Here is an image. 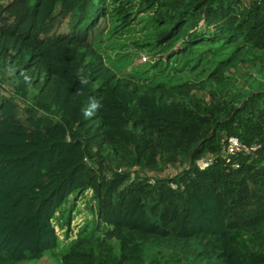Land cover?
<instances>
[{"label":"trees","instance_id":"trees-1","mask_svg":"<svg viewBox=\"0 0 264 264\" xmlns=\"http://www.w3.org/2000/svg\"><path fill=\"white\" fill-rule=\"evenodd\" d=\"M142 3L176 74L106 62L90 35L112 0L0 14V264H264V0ZM231 136L259 148L228 155ZM71 195L90 219L63 244Z\"/></svg>","mask_w":264,"mask_h":264},{"label":"rangeland","instance_id":"rangeland-1","mask_svg":"<svg viewBox=\"0 0 264 264\" xmlns=\"http://www.w3.org/2000/svg\"><path fill=\"white\" fill-rule=\"evenodd\" d=\"M12 2L13 0H0V14L2 16H9L11 10L6 7ZM124 2H127V5L118 12L117 8ZM144 6L142 0H112V8L109 9V14L91 32L90 41H97L95 45H99L98 49L106 62L123 76L130 75L128 73L144 72L145 76L159 79L161 75L176 74L173 65L171 67L166 66L167 64H176V59H165L162 46L156 47L148 44L147 35L150 34V25ZM146 18L147 21L144 22ZM125 20H129V22H125ZM67 22L68 19L66 18H57L51 33L67 32L69 28ZM193 64L194 61L188 62L183 71H188L186 74H189ZM12 74V71L0 73V96L11 94L14 80ZM263 80L264 75L259 78V81ZM180 166L177 167L180 169ZM87 196H91V192H88ZM86 201L85 195L78 198L74 195L70 196L66 207L76 204L71 227H68L66 223L61 226L60 221L57 222L55 219L56 230L63 244L71 240L85 221L90 219L89 209L85 206ZM25 264H57V261L51 256H46L37 262L29 261Z\"/></svg>","mask_w":264,"mask_h":264},{"label":"built area","instance_id":"built-area-1","mask_svg":"<svg viewBox=\"0 0 264 264\" xmlns=\"http://www.w3.org/2000/svg\"><path fill=\"white\" fill-rule=\"evenodd\" d=\"M259 148V145H246L237 136H231L228 138L226 152L228 155H237L239 153H250ZM213 163V158H204L198 161V166L201 168H206Z\"/></svg>","mask_w":264,"mask_h":264}]
</instances>
